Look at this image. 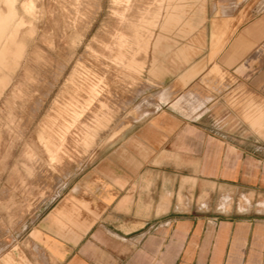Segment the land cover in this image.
Segmentation results:
<instances>
[{
  "label": "rangeland",
  "instance_id": "1",
  "mask_svg": "<svg viewBox=\"0 0 264 264\" xmlns=\"http://www.w3.org/2000/svg\"><path fill=\"white\" fill-rule=\"evenodd\" d=\"M207 3L0 0V264H57L55 238L100 217L92 170L103 144L165 103L166 80L203 57ZM214 73L173 109L188 115L210 102L203 113L216 136L251 156L249 177L191 180L189 196H174V221L157 230L176 233L184 216L190 236L198 222H206L201 240L207 228L227 236L180 264H264V116L231 98L249 87Z\"/></svg>",
  "mask_w": 264,
  "mask_h": 264
},
{
  "label": "crops",
  "instance_id": "2",
  "mask_svg": "<svg viewBox=\"0 0 264 264\" xmlns=\"http://www.w3.org/2000/svg\"><path fill=\"white\" fill-rule=\"evenodd\" d=\"M207 1L203 57L166 80L160 90L165 103L145 107L150 116L130 122L127 131L103 144L92 170L101 179V203L91 207L102 213L86 219L87 228L70 239L55 238L57 264H180L196 248L205 258L212 241L227 240L212 228L201 240L206 222H198L197 234L190 236L184 216L176 233L157 230L174 221L168 217L177 206L174 196H189L191 180L243 181L252 161L247 150L213 132L210 114L203 113L210 102L188 115L173 105L193 93L213 68L220 81L237 79L249 87H236L231 98L243 102L244 112L264 116V0Z\"/></svg>",
  "mask_w": 264,
  "mask_h": 264
},
{
  "label": "bare ground",
  "instance_id": "3",
  "mask_svg": "<svg viewBox=\"0 0 264 264\" xmlns=\"http://www.w3.org/2000/svg\"><path fill=\"white\" fill-rule=\"evenodd\" d=\"M140 13V12H139ZM146 22V21H145ZM120 25V24H119ZM137 25V24H136ZM143 33V32H142ZM62 47V46H61ZM142 51V50H141ZM140 54V53H139ZM141 55V54H140ZM137 56V55H136ZM137 58V57H136ZM142 59V58H141ZM96 63V62H95Z\"/></svg>",
  "mask_w": 264,
  "mask_h": 264
}]
</instances>
